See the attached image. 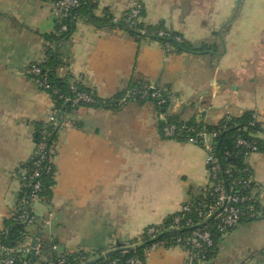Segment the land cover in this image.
Masks as SVG:
<instances>
[{
  "label": "crops",
  "instance_id": "obj_1",
  "mask_svg": "<svg viewBox=\"0 0 264 264\" xmlns=\"http://www.w3.org/2000/svg\"><path fill=\"white\" fill-rule=\"evenodd\" d=\"M52 1L0 0V232L21 197L15 172L34 151L36 124L53 108L49 94L24 72L45 58V36L56 25ZM94 1L96 19L105 12L120 17L136 2L143 12L140 23H161L212 50L180 52L95 24L84 13L70 37L57 44V76L99 99L131 83L156 85L169 96L165 109L152 101H129L117 109L80 105L59 121L52 185L34 205L37 222L27 228L29 243L33 236L46 238L58 253L92 256L139 239L146 227L162 224L206 191V152L164 138V119L215 125L226 115L251 111L262 129L255 136L264 140V0ZM245 162L264 187V150ZM259 202L264 206V191ZM185 259L183 248L170 246L150 253L145 264ZM203 264H264V219L240 223Z\"/></svg>",
  "mask_w": 264,
  "mask_h": 264
},
{
  "label": "built area",
  "instance_id": "obj_2",
  "mask_svg": "<svg viewBox=\"0 0 264 264\" xmlns=\"http://www.w3.org/2000/svg\"><path fill=\"white\" fill-rule=\"evenodd\" d=\"M83 0H53L51 7L54 13L55 21L59 22L72 16V10L80 5ZM140 4L133 3L129 9L128 15L125 18V23L129 27H134L136 20L139 19ZM120 17L114 16L113 21H117ZM60 31L67 30V24H60ZM138 32L144 35L146 29H138ZM158 36H164L163 31L157 32ZM42 62V61H41ZM31 63L24 70L25 74L30 77L40 89L49 90L50 86L46 81L45 75L41 74L39 63ZM74 96L66 97V101H71L73 104L79 102H92L91 95L84 92H77L74 86L71 87ZM166 90L153 84H144L141 88L133 87L125 90V93L113 105L122 106L129 101H146L156 100L158 105H163L168 102V97L165 94ZM54 93L58 94L59 90L55 89ZM53 108L47 119L43 122L44 126L40 132V138L35 140L34 151L29 159L32 161L31 166L20 165L15 175L21 182L22 192L26 191L25 197L19 199L18 205L13 209L10 216L19 210V205L24 203L25 210L21 211L16 220L24 222L27 227L35 225L37 218L34 213V205L41 201L43 195V182L41 175L49 173L53 170L54 158L57 151V140L52 138V132L47 129V126L53 124L58 129L60 122L58 121L57 112ZM110 106L109 103L103 104V107ZM198 123V121L196 122ZM205 124V123H204ZM160 132L166 139L182 141L198 145L206 152V165L208 169V183L203 199L201 201H189L182 205L180 210L174 215L171 225L168 230H180L183 228L190 229L189 233L178 236L174 240V246H179L186 253L185 264H203L207 261L210 249L214 245L213 231L220 238L226 236L240 223L242 217L254 218L260 216L262 211L256 206L260 204L259 193L264 191V187L255 182L249 166L246 164L245 171L247 175L244 178L234 180L227 185L224 180L219 177L221 170L218 158L214 151L213 138L216 133H209L206 127L202 125H187L186 121L178 126L164 119L160 124ZM238 145L244 147V158L246 159L253 153L259 152L258 145L254 140L238 139ZM246 163V162H245ZM226 172H229L227 169ZM162 225H150L146 227L142 235L153 239L143 250V257H131L127 260L128 264H145L146 258L150 253L159 248L167 247V242L163 240H154L162 231ZM38 246H35V254ZM6 253L14 251V249L2 248ZM55 249V247H54ZM18 250L26 256L31 254V245L29 239L18 247ZM87 260L84 257L80 258V264H85ZM118 259L113 260L109 264H116ZM65 262L62 257L60 264ZM0 264H13L12 257L0 259Z\"/></svg>",
  "mask_w": 264,
  "mask_h": 264
},
{
  "label": "trees",
  "instance_id": "obj_3",
  "mask_svg": "<svg viewBox=\"0 0 264 264\" xmlns=\"http://www.w3.org/2000/svg\"><path fill=\"white\" fill-rule=\"evenodd\" d=\"M95 7L96 3L94 0H83L78 7L72 10L73 17L63 19L60 21V23L57 21L54 31L45 36V39L49 45L47 46L45 51V58L41 63H39V66L41 67V74L45 75L46 81L50 86L47 93L54 102V109L57 112L58 121H60L61 117L65 115L67 111H69L73 107H77L80 105L99 107L103 106L105 102L110 104V106L106 108L117 109L119 106H115L113 104L125 93V91H123L109 99L103 100L99 99L96 94L91 90L84 88L80 83H71L66 78H60L57 76L56 69L61 64V57L59 52L57 51V44L70 37L76 19L81 16L82 13L88 14L90 19L95 24L99 25V23H101V25L123 29L136 38L144 37L158 40L164 45L174 47L177 51L180 52L204 54L212 50L211 45L207 43H201L199 45L191 44L190 42L184 40L178 33L167 30L161 23L157 25L148 26L140 23L137 19L135 26L129 27L125 23V18L128 15L129 10L124 12V14H122L117 21H113L114 16L108 12H105L104 16L101 19H96L92 13ZM142 14L143 12L141 7L139 17L142 16ZM61 23L67 24L66 31L59 30ZM139 28H144L147 32L142 35L138 32ZM158 31H163L165 35L158 36ZM143 85L144 84L131 83L127 89L133 87L141 88V86ZM72 86L76 88L77 92H84L91 95L93 101L79 102L78 104H73L71 101H66V97L72 98L74 96V92H72L71 90ZM55 89L59 90L58 94L54 93ZM165 94L168 97V102L166 104L158 105L156 100L150 99L146 101H152L160 109H165L169 103V96L167 92H165ZM166 119L167 121L174 123L178 126L183 123L182 120H179L172 116ZM196 122V120L192 119L186 121V124H197L200 127L204 125L209 133H216L215 137L213 138L214 151L221 167L219 177L224 180V183L229 185L234 180L244 178L247 175V172L245 171L246 163L243 155L245 149L241 145H238L237 140H254L258 145L259 152L264 150V140L255 136V134L261 132L262 129L260 128L259 123L256 121L254 113L251 111H246L240 117H231L229 115H226L215 125H207L202 122ZM43 126L44 123L36 124L35 140H38L40 138V132ZM47 129L52 132V138L56 139V126L53 124H49L47 126ZM31 164L32 161H27L23 163V165L29 167L31 166ZM227 169L229 170V172H226ZM52 175L53 170L52 172L43 173L41 175V179L43 182V195L45 196L49 195L50 193V187L52 185ZM27 190L28 189L26 188L23 189V192L21 193L22 198L25 197ZM203 196L204 194L192 201H201L203 199ZM256 208L260 209L262 211V214L260 216H255L254 218L242 217L241 223L264 219V206L259 204L256 206ZM23 210H25V205L24 203H21L19 205V210H17L14 215L5 219L4 227L0 232L1 248L14 249V251L10 253H6L2 249L0 252V259L12 257L13 264H60L59 261L62 257L65 258V262L62 264H80L81 257H84L87 260L91 258H100L93 264H109L115 259H118L116 264H128L127 260L131 257L137 256L142 258L143 250L148 247L150 243L153 242V239L147 238L146 236L142 235L137 240L130 241L127 244H119L114 249L107 251L110 252V254L108 255H105V253H107L105 250L100 249L94 252L92 256L83 252L73 254L58 253L54 249L53 241L46 238H39L36 241V245L38 246L37 253L35 254L34 258H32L31 254L25 256L22 251L18 250V247L21 244L25 243L26 240L29 239V237L31 236L30 232L27 230V225L24 222L15 219V217H17L18 214L21 213V211ZM174 215L169 216L161 224L163 229L154 239L166 241L168 245L167 247L174 246V240L176 239V237L183 236L189 233L190 231V229L188 228H183L180 230H168V227L171 225ZM213 236L214 245L210 249L207 260L212 259L217 252V245L220 237L217 233H215V231H213Z\"/></svg>",
  "mask_w": 264,
  "mask_h": 264
},
{
  "label": "water",
  "instance_id": "obj_4",
  "mask_svg": "<svg viewBox=\"0 0 264 264\" xmlns=\"http://www.w3.org/2000/svg\"><path fill=\"white\" fill-rule=\"evenodd\" d=\"M30 245H31V256H32V258H34V256H35V246H36V236H33L31 238ZM108 254H110V252L105 253V255H108ZM99 259L100 258L92 259V260L88 261L85 264H93V263H95Z\"/></svg>",
  "mask_w": 264,
  "mask_h": 264
}]
</instances>
